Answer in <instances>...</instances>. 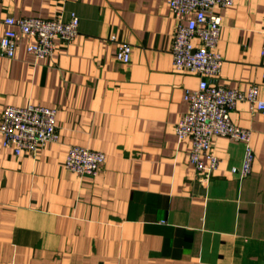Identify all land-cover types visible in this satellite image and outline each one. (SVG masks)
<instances>
[{
    "label": "crops",
    "instance_id": "crops-1",
    "mask_svg": "<svg viewBox=\"0 0 264 264\" xmlns=\"http://www.w3.org/2000/svg\"><path fill=\"white\" fill-rule=\"evenodd\" d=\"M72 12L78 36L51 57L29 54V37L0 57V118L8 106L57 110V141L34 153L16 155L0 134V264H264V111L239 102L230 113L251 131V174L231 173L244 145L217 137L218 168L198 180L174 127L199 78L173 69L169 0H0V39L7 17ZM215 12L223 65L209 82L256 85L264 101V0ZM112 36L131 45L127 64ZM71 146L105 155L96 177L65 169Z\"/></svg>",
    "mask_w": 264,
    "mask_h": 264
},
{
    "label": "built area",
    "instance_id": "built-area-1",
    "mask_svg": "<svg viewBox=\"0 0 264 264\" xmlns=\"http://www.w3.org/2000/svg\"><path fill=\"white\" fill-rule=\"evenodd\" d=\"M235 0H169L171 13L176 20L172 41V66L177 73L191 74L199 78L198 87L185 89L187 111L175 124L178 141L189 139V163L198 180H209L217 170L219 159L214 151V139L225 137L244 145V157L240 167L231 173L243 180L251 174L253 152L250 147L251 131L235 125L230 113L239 102H247L251 111H264V101L258 98V86L247 91L212 84L218 79L223 65L222 56L216 51L221 33V17L215 8H226ZM5 30L0 39V57L13 59L20 37H29L34 43L26 51L35 59L51 57L57 41L71 42L78 36L79 18L70 13L66 19L44 20L34 17L3 20ZM261 55H264V24L262 27ZM115 42V59L127 64L131 45ZM197 41V43H196ZM264 78V66H263ZM56 113L54 108L27 105L8 106L0 118V134L3 146L13 149L16 155L36 152L48 143L57 141ZM105 163V155L88 148L71 146L64 167L81 177H96Z\"/></svg>",
    "mask_w": 264,
    "mask_h": 264
}]
</instances>
